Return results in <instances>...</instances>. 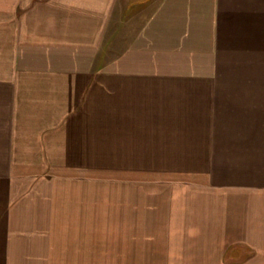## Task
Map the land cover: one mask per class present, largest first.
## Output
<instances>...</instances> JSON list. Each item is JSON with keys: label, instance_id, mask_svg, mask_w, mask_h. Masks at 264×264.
<instances>
[{"label": "crops", "instance_id": "crops-1", "mask_svg": "<svg viewBox=\"0 0 264 264\" xmlns=\"http://www.w3.org/2000/svg\"><path fill=\"white\" fill-rule=\"evenodd\" d=\"M259 76L264 0H0V172L68 157L129 182L172 172L182 235L264 264Z\"/></svg>", "mask_w": 264, "mask_h": 264}, {"label": "rangeland", "instance_id": "rangeland-1", "mask_svg": "<svg viewBox=\"0 0 264 264\" xmlns=\"http://www.w3.org/2000/svg\"><path fill=\"white\" fill-rule=\"evenodd\" d=\"M253 62L258 61H250V68ZM255 78L264 82V76ZM221 79L245 82L241 76ZM68 160L72 165L49 160L60 165L57 170L49 165L47 171L13 174L16 180L9 182V173L0 172V207L9 201L13 215L24 213L21 221L12 215L0 225V264H252L243 261L240 248L182 235L181 221H188L181 219V183L169 181L172 172L151 180L139 173L129 182V173L113 172L105 160Z\"/></svg>", "mask_w": 264, "mask_h": 264}]
</instances>
